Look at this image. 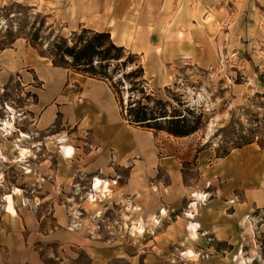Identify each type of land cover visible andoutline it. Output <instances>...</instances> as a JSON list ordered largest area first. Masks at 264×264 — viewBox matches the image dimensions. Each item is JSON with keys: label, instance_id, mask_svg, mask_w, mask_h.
Segmentation results:
<instances>
[{"label": "rangeland", "instance_id": "1", "mask_svg": "<svg viewBox=\"0 0 264 264\" xmlns=\"http://www.w3.org/2000/svg\"><path fill=\"white\" fill-rule=\"evenodd\" d=\"M207 1L210 0L199 3ZM75 2L0 0V53L21 43L33 63L32 68H21L0 86V123L8 119L6 104L16 114V131L5 135L0 130V152L6 157H0V264H237L236 255L240 253L247 264H264V207L245 217V224L251 227H244L237 240H216L203 233L190 242L184 235L190 195L200 189L196 186L198 164L213 167L219 157L246 143L264 156V0H211L212 11L203 7L194 18H169L162 27L167 31V43L178 57L173 66L175 77L166 85L145 76L133 91L129 90L133 79L118 83L123 73L141 65L135 52L125 49V56L133 55L129 59L132 63L116 73H111L110 66L108 83L119 90L123 115L129 102L151 98L165 103L168 114L173 110L184 114L187 124H196L198 129L176 137L141 127L153 134L158 157L172 162L165 165V172L158 167L148 183L147 189L159 201L153 196L143 201L139 194L132 193L95 206L87 202L86 194L99 173L82 171L74 161L67 163L57 152L58 131L50 133L51 130L32 123L34 115L30 110L43 90L34 66L63 64L58 67L71 76H93L83 67H73L71 60L62 57L55 47L72 45L77 40L74 33L93 31L78 27L68 18V10ZM115 2L113 12L123 22L117 26L121 37L127 44L132 43L134 50L146 51L142 45L147 42L148 28L134 23L136 6L130 10L123 0ZM193 24L199 26V32ZM180 31L185 32L182 37ZM136 44L138 48L133 46ZM145 95L150 98L142 99ZM151 99L149 107L162 106ZM132 125L140 127L137 123ZM83 131L81 138L85 140L88 133ZM20 132L26 133L28 139L20 141ZM79 138L69 136V144L78 148ZM18 147L27 148L29 156L18 158ZM69 167L70 178L61 172ZM173 168L180 171L183 184L188 187L183 198L165 193L171 186ZM115 172L106 177L113 179L116 186L126 184L130 167L118 165ZM78 184L77 204L67 205L70 200L66 194ZM13 189H19L18 195L13 196L15 217L4 210V196ZM163 208L166 215L152 224L151 217L158 216ZM137 220L145 230L140 236L131 231ZM71 230L80 236H70ZM187 248L197 252L196 260L183 254Z\"/></svg>", "mask_w": 264, "mask_h": 264}, {"label": "crops", "instance_id": "2", "mask_svg": "<svg viewBox=\"0 0 264 264\" xmlns=\"http://www.w3.org/2000/svg\"><path fill=\"white\" fill-rule=\"evenodd\" d=\"M115 1L119 3V0H76L73 8L68 10V18L77 23L78 27L95 32H108L113 43L135 52L140 57L143 76L162 85L168 84L174 76L173 66L178 56L174 55L172 47L167 43V31L162 26L175 15V18L179 15L190 16L188 9L202 0H123L130 10L135 6L137 8L134 11V23L148 28L147 42L142 45L146 51L134 50L132 43L127 44L121 37L122 31L117 26L123 22L113 12ZM210 1L199 4L201 8H206ZM176 10L177 12H173ZM114 36L116 40L113 39ZM133 46L138 48L139 45ZM156 48L159 50L156 51ZM192 49L196 50V47ZM32 64L25 46L21 43H14L12 48L3 50L0 53V86L21 68H32ZM34 71L43 90H40L37 102L30 109L34 115L32 123H37L44 130H51L50 133L58 131L55 137L57 145L60 138L68 139V143L69 136H79L81 139H75L80 142L78 148L77 145H72L75 150L73 158L63 159L69 164L74 161L82 171L98 172V177L112 182L114 180L106 176L116 174V166L130 167L126 184H111L110 195L99 200L101 205L109 204L120 197V194H139L138 197L143 201L149 196L156 197L154 192L147 189L148 183L154 179L152 176L157 173L158 167H162L165 172V165L172 162L158 157L151 132L142 130L141 126L134 127L126 119L108 81L90 76H71L66 69L47 64L34 66ZM27 74L29 73L26 72ZM82 131L88 133L85 140L81 138ZM217 161L213 167L198 164L200 176L196 186L208 199L206 197L204 203L198 204L197 214L192 220L199 226L197 239L204 233L216 240H237L243 234L241 232L245 227V217L264 207V156L260 150L248 143L230 150ZM61 172L62 175H69V178L72 176L70 167L62 168ZM170 174L171 186L167 190L164 188L165 193L170 192L176 198H183L188 187L184 186L180 171L173 168ZM75 182L78 183V180ZM76 186L78 188L66 194V199L70 200L67 205L77 204L75 196L80 185ZM48 198L55 200L52 195ZM156 199L159 201L158 197ZM175 207L177 208V204ZM184 233L187 237V229ZM69 235L80 236L78 231L72 230Z\"/></svg>", "mask_w": 264, "mask_h": 264}, {"label": "trees", "instance_id": "3", "mask_svg": "<svg viewBox=\"0 0 264 264\" xmlns=\"http://www.w3.org/2000/svg\"><path fill=\"white\" fill-rule=\"evenodd\" d=\"M74 37H76L77 40H75L72 45L57 44L55 47L61 51L62 57L66 56L71 60L73 67H83L85 68V71L90 72L93 75L90 77H97L108 81V79L111 78L110 75L108 76L110 66H113L110 70L113 74L119 69L126 67L128 63H132L129 59L133 55L128 54L125 56V48L113 43L108 32H89L88 30H82V32L78 35L74 33ZM62 65L63 64L55 66ZM142 77L143 69L141 65L136 64L134 69L122 74L118 83L121 84L123 79H133L134 81L129 89L130 91H133L136 90V86L139 85L138 83H140V78ZM111 87L113 89L114 86ZM138 91L141 93L144 92L142 89ZM114 93L121 105L119 90L115 87ZM141 98L148 99L150 96L145 95V97L142 96ZM150 99L146 100V102H142L143 100L140 99L129 102V109L125 114L126 119L129 122L137 123L141 127L154 128L157 131H165L176 137L187 136L198 129V125L196 124H187V118L184 114H181L176 110H173L170 114H168L166 104L160 100L151 99L154 100L156 104H161L163 107H149L148 102Z\"/></svg>", "mask_w": 264, "mask_h": 264}, {"label": "bare ground", "instance_id": "4", "mask_svg": "<svg viewBox=\"0 0 264 264\" xmlns=\"http://www.w3.org/2000/svg\"><path fill=\"white\" fill-rule=\"evenodd\" d=\"M181 8V7H180ZM177 9L178 11L180 10ZM208 8V11H212L211 8ZM201 9V4H196L193 5L192 7H190V9H188V11L191 13V16L195 15L196 13H199ZM173 11V12H177ZM206 12V11H205ZM194 17V16H193ZM204 20H206V18H203ZM193 29L199 32V26L195 25L193 26ZM189 30H191L189 28ZM187 29L186 34H190V31ZM185 33V32H184ZM183 31H180L178 34L179 36H183ZM159 49L156 48V51H158ZM7 112L9 113L8 115V119H5L2 123H0V130L2 132H5V135H11L14 131H16L14 128V121L16 118V114L14 109L6 104L5 105ZM18 138H20L19 140L21 141V139H28V135L24 132H20V134L18 135ZM68 139L66 138H60L58 139V145L57 148L59 150V153L62 155L63 158L66 159H72L74 154H75V150L73 148L72 145H70L67 142ZM18 158L20 159H25L29 150L25 147H18ZM0 157L1 158H6L5 155L1 154L0 152ZM116 182H112L109 181L108 179H103L100 178L98 176H95L94 180L91 182L90 184V188L89 191L86 194V198H87V202L90 203L91 205H95L96 203L99 202L100 199H103L105 197H107L108 195H110L111 193V189H110V185L111 184H115ZM19 193V189H13L12 193L6 194L4 196V201H5V205H4V210L6 211L7 214H9L10 216H16V210L14 208V204H13V195H18ZM191 197V203L189 204V209L188 211L185 213V217L188 219L187 223H186V228L188 233H187V238L188 241L190 242H194L195 240H197V230L199 228L198 223L194 222L192 219L195 216V214H197V203H202L206 200V194H203L201 191H196L191 193L190 195ZM135 210H140L139 208H135ZM160 211V212H159ZM159 215H155L152 216L151 218V223L152 224H157L158 223V217L159 216H165L166 215V210L165 208L163 209H159ZM190 219V220H189ZM245 227H251L250 224L249 226L245 224ZM131 231L134 233V235H141L145 232L144 230V225L140 220H137L132 226H131ZM185 256L190 257L194 260L197 259V252H195L193 249L191 248H187L184 253ZM236 261L238 264H247L246 263V259L241 255V253L239 255H236Z\"/></svg>", "mask_w": 264, "mask_h": 264}, {"label": "built area", "instance_id": "5", "mask_svg": "<svg viewBox=\"0 0 264 264\" xmlns=\"http://www.w3.org/2000/svg\"><path fill=\"white\" fill-rule=\"evenodd\" d=\"M191 1H196V0H191Z\"/></svg>", "mask_w": 264, "mask_h": 264}]
</instances>
